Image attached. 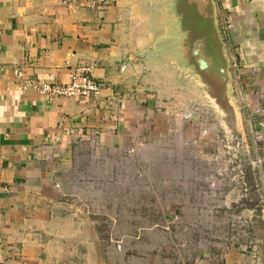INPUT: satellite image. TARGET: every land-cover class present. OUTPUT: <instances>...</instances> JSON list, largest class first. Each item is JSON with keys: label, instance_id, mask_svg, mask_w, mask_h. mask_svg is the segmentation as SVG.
<instances>
[{"label": "crops", "instance_id": "0c3cea01", "mask_svg": "<svg viewBox=\"0 0 264 264\" xmlns=\"http://www.w3.org/2000/svg\"><path fill=\"white\" fill-rule=\"evenodd\" d=\"M215 1L232 86L243 124L252 129L264 122L258 113L264 112V0ZM151 3L110 0L92 6L76 0L65 6L59 0H0V264H98V252L108 264H153L128 252L152 253L149 241L167 233L144 229L130 244L125 238H105L96 208L102 212L104 204L89 197L92 185L80 182L81 196L73 193L77 180L93 170V161L131 167L151 150H179L198 138L204 142L179 112L190 108L187 116L193 118L205 99L153 64ZM81 66L93 68L100 97L49 100L15 83L16 70H23L26 81L66 85ZM193 179L186 184L192 188L188 206L177 207L174 201L163 218L188 238L187 253L195 258L190 262L185 245H175L166 249L172 258L159 263L264 264V256L250 261L247 252H232L226 244L227 249L216 251L215 237L227 229L217 226L221 220L216 218L223 188L206 184L205 192ZM163 193L160 199L166 198Z\"/></svg>", "mask_w": 264, "mask_h": 264}, {"label": "rangeland", "instance_id": "374dc122", "mask_svg": "<svg viewBox=\"0 0 264 264\" xmlns=\"http://www.w3.org/2000/svg\"><path fill=\"white\" fill-rule=\"evenodd\" d=\"M222 34L225 38L223 30ZM235 96L237 99V95ZM205 103L201 113L194 114L193 118L187 116L192 115L190 108L179 112L184 120L189 119L195 124L198 131L194 130V134L202 136L203 143L198 138L196 141L185 142L179 150L176 147L168 152L151 150L144 160L135 159L136 162L131 167H121L116 160L110 159L105 163L102 160L93 161V170L77 180L73 191L77 198L81 196L80 182L87 183L92 185L89 187V197L104 204L102 212L96 208L99 227L105 238H125L130 244L134 240L133 236L144 232V229L167 233H158L152 242L149 241L152 253L143 255L138 251L133 254L128 252L130 258L148 259L153 264H160L161 258L169 256L171 259L173 256L166 253L167 248L185 245L182 249L186 251L185 257L190 262L193 261L195 255L187 253L188 238L176 233L177 225L167 223L163 213L170 210L174 201L178 202L177 207L188 206L192 188H186L189 187L186 184L194 183V177L205 188V192L206 184L219 183L223 188L218 193L222 199L217 201L216 218L221 220L217 226L227 229L222 228L219 231L223 232L217 236L220 238L215 237V245L219 246L216 251L227 249L226 244L232 252H247L250 261L253 256H264V153H260V149H264V127H245L240 110L245 143L239 147L225 133L218 114L207 101ZM194 111L199 110L194 108ZM172 132L179 133V129L175 128ZM206 140L209 141L205 142ZM212 145L214 151L209 152ZM115 163L117 165H112ZM199 171L202 176H197ZM162 187L163 190H160ZM160 191H165L163 195L166 198H159ZM115 201L121 204L114 205ZM112 215L119 217V220L112 221ZM224 235H227L226 242ZM205 240L211 241L204 238L203 242ZM140 242L143 244V238ZM260 252L262 255H259ZM214 258H217L216 261H223L221 255H215ZM106 263L108 264L107 261Z\"/></svg>", "mask_w": 264, "mask_h": 264}, {"label": "water", "instance_id": "95a60500", "mask_svg": "<svg viewBox=\"0 0 264 264\" xmlns=\"http://www.w3.org/2000/svg\"><path fill=\"white\" fill-rule=\"evenodd\" d=\"M151 58L179 86L195 89L218 114L225 133L245 143L232 86L231 59L215 0H152L148 7ZM98 264H107L98 252Z\"/></svg>", "mask_w": 264, "mask_h": 264}, {"label": "built area", "instance_id": "2783aa9c", "mask_svg": "<svg viewBox=\"0 0 264 264\" xmlns=\"http://www.w3.org/2000/svg\"><path fill=\"white\" fill-rule=\"evenodd\" d=\"M65 6H72L76 0H59ZM92 6L104 4L110 0H86ZM16 85L23 92L34 90L43 98L54 100L57 98H82L92 99L100 97L101 87L93 79V68L81 66L75 68L71 73V80L68 84H46L26 81L23 70H16ZM259 115L264 112L259 110ZM264 127V122L260 123ZM263 138V137H262Z\"/></svg>", "mask_w": 264, "mask_h": 264}, {"label": "flooded vegetation", "instance_id": "af4514ba", "mask_svg": "<svg viewBox=\"0 0 264 264\" xmlns=\"http://www.w3.org/2000/svg\"><path fill=\"white\" fill-rule=\"evenodd\" d=\"M258 256V255H257Z\"/></svg>", "mask_w": 264, "mask_h": 264}]
</instances>
